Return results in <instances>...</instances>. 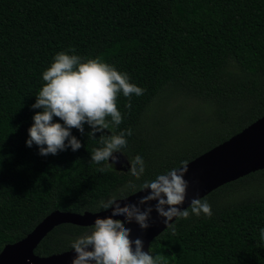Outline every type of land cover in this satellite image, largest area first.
Masks as SVG:
<instances>
[{"label": "trees", "instance_id": "1", "mask_svg": "<svg viewBox=\"0 0 264 264\" xmlns=\"http://www.w3.org/2000/svg\"><path fill=\"white\" fill-rule=\"evenodd\" d=\"M69 48L101 57L144 89L130 109L117 100L123 121L115 132L133 133L119 152L126 169L97 171L108 162L90 161L101 145L87 125L85 135L71 130L82 144L76 152L44 157L26 147L42 72ZM178 99L195 106L167 111ZM263 116L264 0H0V251L50 212L102 211L101 201L139 191ZM137 155L145 163L139 180L129 174ZM263 183L264 169L210 192L201 198L210 218H175L176 234L166 228L148 251L161 264H264ZM89 228L59 225L33 254L71 250Z\"/></svg>", "mask_w": 264, "mask_h": 264}, {"label": "clouds", "instance_id": "2", "mask_svg": "<svg viewBox=\"0 0 264 264\" xmlns=\"http://www.w3.org/2000/svg\"><path fill=\"white\" fill-rule=\"evenodd\" d=\"M69 48L67 52H58L49 67L42 72V86L35 96L31 109H39L32 117V125L27 130L26 147L37 146L38 154L47 157L71 149L76 152L82 147L81 142L72 135L76 129L85 135V125L90 131L87 136L93 139L100 133L90 161L94 164H106L99 167L103 173L112 164L118 163L116 153L127 146L126 137L132 130L115 132L122 123L123 116L118 109L117 100L122 95L128 100L125 108H131V97L140 96L144 89L130 82L126 72L118 71L101 57L83 58ZM62 121L55 122V120ZM109 131L111 134L105 135ZM187 162L182 167L173 168L160 174L151 181L140 185V191H147L134 203H124L115 196L101 201L104 211L111 209L110 215L97 218L89 230L77 237L71 248L75 253L72 264H161L162 257L153 256L144 251V242L137 237L131 238L132 229L128 224H135L141 231L150 227L151 213L155 211L163 219L166 228L176 234L173 218L188 219L190 215L211 217V205L207 199L193 198L189 208L180 210L187 196ZM145 173V163L141 156L133 158L129 174L139 180ZM128 188H135L129 182ZM152 202H155L152 204ZM121 217L122 219H114ZM260 241L264 242V228L260 229Z\"/></svg>", "mask_w": 264, "mask_h": 264}, {"label": "water", "instance_id": "3", "mask_svg": "<svg viewBox=\"0 0 264 264\" xmlns=\"http://www.w3.org/2000/svg\"><path fill=\"white\" fill-rule=\"evenodd\" d=\"M187 169L184 179L188 181L189 187L184 203L179 206L180 210L188 208L193 198L201 199L225 184L263 170L264 116L187 162ZM147 194V191L139 190L119 200H126L120 201L123 206L124 203H134ZM110 212L111 209L81 214L52 211L21 240L5 245L1 249L0 264H72L75 258L72 249L46 257L35 256L33 250L53 228L59 225L90 227L95 219L105 218L110 215ZM113 218L122 219L121 217ZM174 220L175 218L170 223ZM149 224L150 227L144 231H141L134 223L126 225L132 229L133 240L137 237L143 240L145 252L148 251L149 243L166 229L163 219L158 217L155 211L151 213Z\"/></svg>", "mask_w": 264, "mask_h": 264}, {"label": "rangeland", "instance_id": "4", "mask_svg": "<svg viewBox=\"0 0 264 264\" xmlns=\"http://www.w3.org/2000/svg\"><path fill=\"white\" fill-rule=\"evenodd\" d=\"M193 104H195V103H193ZM193 104H191V105H193ZM191 105H189L188 103H186L184 101H180L178 99V100L172 101L170 103V105L167 107V111H170L171 113H175L178 111L182 114H185L186 110L193 108ZM193 106H195V105H193ZM180 113H177V115L175 114L176 119H179V116L181 115ZM164 115H167V114H164ZM178 126L181 127V124L179 123ZM114 155L117 156L118 163L112 164L111 167L114 169H119V170L126 169L127 164L125 161V157L123 155H121L120 153H116ZM111 163H112V161L110 160L108 162V164H111ZM263 186H264V183H263ZM263 192H264V187H263Z\"/></svg>", "mask_w": 264, "mask_h": 264}]
</instances>
